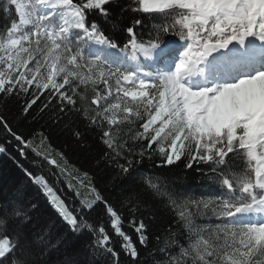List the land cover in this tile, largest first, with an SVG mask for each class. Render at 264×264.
I'll use <instances>...</instances> for the list:
<instances>
[{
	"label": "snow or ice",
	"instance_id": "6c2138e0",
	"mask_svg": "<svg viewBox=\"0 0 264 264\" xmlns=\"http://www.w3.org/2000/svg\"><path fill=\"white\" fill-rule=\"evenodd\" d=\"M0 157V264H264V0H0Z\"/></svg>",
	"mask_w": 264,
	"mask_h": 264
},
{
	"label": "trees",
	"instance_id": "16d2710c",
	"mask_svg": "<svg viewBox=\"0 0 264 264\" xmlns=\"http://www.w3.org/2000/svg\"><path fill=\"white\" fill-rule=\"evenodd\" d=\"M53 143L56 147L62 149L71 160L73 164L77 166L90 168L93 164V157L95 156L94 150L81 149L75 143L71 141V138L67 134L57 133L53 139ZM181 173L182 182L186 183L192 190L197 189V182L194 174L188 172L187 178H184L183 169H177ZM22 176L19 174L18 169L12 161L6 157H0V184H12L15 181L22 180Z\"/></svg>",
	"mask_w": 264,
	"mask_h": 264
}]
</instances>
